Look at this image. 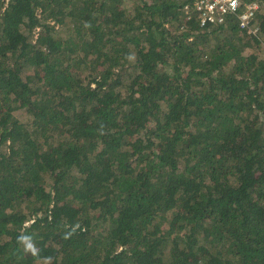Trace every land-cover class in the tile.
Returning a JSON list of instances; mask_svg holds the SVG:
<instances>
[{"label":"trees","instance_id":"trees-1","mask_svg":"<svg viewBox=\"0 0 264 264\" xmlns=\"http://www.w3.org/2000/svg\"><path fill=\"white\" fill-rule=\"evenodd\" d=\"M0 0V264H264V9Z\"/></svg>","mask_w":264,"mask_h":264},{"label":"built area","instance_id":"built-area-1","mask_svg":"<svg viewBox=\"0 0 264 264\" xmlns=\"http://www.w3.org/2000/svg\"><path fill=\"white\" fill-rule=\"evenodd\" d=\"M188 17L194 9L202 26L209 23H222L228 16L238 19L239 25L250 33H257L259 23L255 21L258 11L264 9V0H182Z\"/></svg>","mask_w":264,"mask_h":264}]
</instances>
